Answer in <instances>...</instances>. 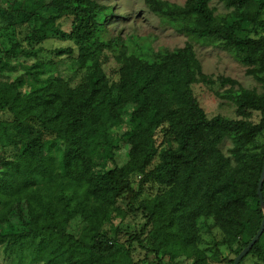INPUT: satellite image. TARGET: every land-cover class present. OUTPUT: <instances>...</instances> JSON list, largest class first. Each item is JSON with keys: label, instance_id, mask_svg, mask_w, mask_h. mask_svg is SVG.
I'll use <instances>...</instances> for the list:
<instances>
[{"label": "trees", "instance_id": "16d2710c", "mask_svg": "<svg viewBox=\"0 0 264 264\" xmlns=\"http://www.w3.org/2000/svg\"><path fill=\"white\" fill-rule=\"evenodd\" d=\"M148 9L177 34L188 38L182 49L155 51L149 39L107 40V23L113 9L96 0H38L40 8H55L58 16L42 20V33H61L57 20H72L65 37L76 41L80 51L79 80L63 82L49 78L44 85L23 93L24 79L0 82V145L18 150L14 159L0 163V233L4 256L21 258L30 250L32 263L43 264H135L134 242L142 248L143 234L130 235L129 245L103 230L118 202L140 177L134 199L144 189H161L155 197L140 201L131 210L146 218L150 245L142 264H209L199 248V219H212L230 249L241 242L239 256L258 234L264 220V36L241 38L216 17L212 0H188L180 7L162 0H144ZM234 7L235 14L254 0H220ZM240 16L264 30V21ZM223 44L236 52L248 67L247 76L262 83L263 93L239 88L220 99L233 103L240 115L258 112L262 119L230 121L222 116L208 120L191 87L238 86L230 78L203 73L194 46ZM12 50L10 59L35 57L36 52ZM104 51H111L120 65L111 81L100 65ZM72 54V49L60 51ZM37 71L38 67L34 66ZM39 74V71H38ZM37 81V73L30 75ZM132 109L136 131L126 141L127 161L117 165L109 130L123 122ZM38 127V128H37ZM43 133L54 137L44 140ZM169 141L160 148L156 136ZM229 139L233 147L226 157L220 146ZM62 149H58L56 143ZM61 151L59 159L53 149ZM109 162L103 173L95 160ZM83 228L75 234L72 222ZM264 264V233L248 257Z\"/></svg>", "mask_w": 264, "mask_h": 264}, {"label": "rangeland", "instance_id": "374dc122", "mask_svg": "<svg viewBox=\"0 0 264 264\" xmlns=\"http://www.w3.org/2000/svg\"><path fill=\"white\" fill-rule=\"evenodd\" d=\"M38 0H0V82H16L24 79L28 85L23 89V93L39 88L49 78H57L63 82L75 83L79 80L76 70L80 65L79 45L64 36L72 30V20L63 18L57 20L61 33H42L40 24L42 20H48L58 16L55 8H40L36 4ZM171 4L183 7L188 0H162ZM100 5L113 9V16L107 23V40L117 42L150 40L152 48L158 51L162 48L169 51L182 49L189 42L188 38L177 34L170 26L164 24L160 18L153 14L145 4L144 0H96ZM215 12L216 17H225L227 24L233 26L241 38L249 37L259 39L264 36V30L256 27L251 21L245 20L240 16L244 13L245 17L264 21V0H254L251 6L244 7L238 14H235L234 7L228 6L220 0H212L209 4ZM194 46V51L198 61L202 66L203 73L217 78H230L238 83V86L231 85L222 87L220 83L210 87L201 83L191 87L194 97L199 106L205 111L207 119L212 120L217 116L230 121L247 120L253 124L260 123L262 117L258 112L247 111L245 115L237 112V107L226 100L220 99L218 94H224L232 89L237 91L240 87L258 94L263 93L262 83L255 78L247 76L248 67L243 65L231 48H226L223 44L204 45L197 41H190ZM17 47L16 50L34 51L35 57L20 56L18 59H10L6 53ZM72 49V54L60 53V51ZM100 65L113 81L120 65L111 51H104L100 58ZM38 67L37 69L34 67ZM37 73V81L30 75ZM132 109L125 111L123 122L110 128V140L119 147L115 150L117 165L127 161L126 141L136 131V125L131 120ZM12 116L8 112H0L1 121H11ZM38 128V127H37ZM44 140L52 141L54 137L43 133ZM167 138L164 134L156 136V143L160 148H166ZM58 149H62L60 143H56ZM232 141L226 139L220 146L222 153L230 157ZM59 150L53 149V156L59 159ZM18 150L13 147H3L0 145V163L5 160L14 159ZM96 171L103 173L108 167L109 162L103 159L95 160ZM140 177L134 176L131 179L132 191H126L118 202L121 209L119 213H113L106 222L103 230L108 232L111 237H116L121 243L129 245L130 235L143 234L142 245L145 248L151 241L146 230V218L131 210L140 201L152 199L161 189L154 185H148L144 189L141 199H134L135 192L138 190ZM72 229L75 234L83 228V223L79 219L72 222ZM200 245L199 248L206 254L209 264H233L238 257L236 251L241 247V242L230 249L225 245L224 234L216 226L212 219L198 220ZM8 227L0 226V233L6 234ZM142 248L139 242H134L131 249L132 260L135 264H142L147 256V250ZM0 264H37L31 262L29 249L23 251L21 258L13 255L11 259L4 256L3 248L0 246ZM43 264V263H38ZM180 264H187L184 258L180 259ZM242 264H263L256 257H248Z\"/></svg>", "mask_w": 264, "mask_h": 264}, {"label": "water", "instance_id": "95a60500", "mask_svg": "<svg viewBox=\"0 0 264 264\" xmlns=\"http://www.w3.org/2000/svg\"><path fill=\"white\" fill-rule=\"evenodd\" d=\"M263 183H264V169H263L262 178H261V181H260L259 191H258V196H259V199H260L261 204H263V197H262V192H261V188H262ZM263 210H264V208H263ZM263 233H264V220H263L262 226H261L258 234L256 235V237L251 241V243L249 244V246L246 249H244L242 251V253L235 259V261H234L233 264H240L241 261L246 256H248V254L253 249V247L258 243V241L261 238V236L263 235Z\"/></svg>", "mask_w": 264, "mask_h": 264}]
</instances>
